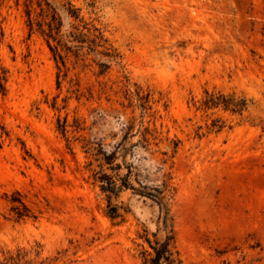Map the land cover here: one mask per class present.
I'll use <instances>...</instances> for the list:
<instances>
[{
    "label": "rangeland",
    "instance_id": "obj_1",
    "mask_svg": "<svg viewBox=\"0 0 264 264\" xmlns=\"http://www.w3.org/2000/svg\"><path fill=\"white\" fill-rule=\"evenodd\" d=\"M264 264V0H0V264Z\"/></svg>",
    "mask_w": 264,
    "mask_h": 264
},
{
    "label": "trees",
    "instance_id": "obj_2",
    "mask_svg": "<svg viewBox=\"0 0 264 264\" xmlns=\"http://www.w3.org/2000/svg\"><path fill=\"white\" fill-rule=\"evenodd\" d=\"M156 257L153 259L152 264H162V260H166L168 262H172V254L170 253V250L168 249V245L163 246L160 249L156 250Z\"/></svg>",
    "mask_w": 264,
    "mask_h": 264
}]
</instances>
